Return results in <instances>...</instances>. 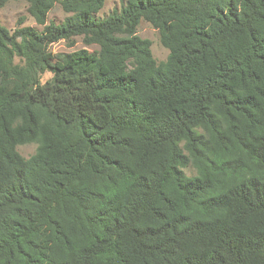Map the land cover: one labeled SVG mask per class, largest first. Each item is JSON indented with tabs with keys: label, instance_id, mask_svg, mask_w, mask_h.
<instances>
[{
	"label": "trees",
	"instance_id": "1",
	"mask_svg": "<svg viewBox=\"0 0 264 264\" xmlns=\"http://www.w3.org/2000/svg\"><path fill=\"white\" fill-rule=\"evenodd\" d=\"M24 1L44 29L0 21V264H264V0ZM76 38L98 49L51 52Z\"/></svg>",
	"mask_w": 264,
	"mask_h": 264
},
{
	"label": "rangeland",
	"instance_id": "2",
	"mask_svg": "<svg viewBox=\"0 0 264 264\" xmlns=\"http://www.w3.org/2000/svg\"><path fill=\"white\" fill-rule=\"evenodd\" d=\"M124 1L125 0H106L103 10L98 14L97 18H104L113 10L120 9ZM67 16L68 14H66L61 6L57 4L48 16L47 24L50 22L60 24ZM0 21L6 28L12 31L19 26L32 27L39 32L44 29L43 26L38 25L34 18L29 15L28 4L24 0L11 1L4 8H2L0 10ZM138 35L152 43V53L158 62L167 60L169 51L161 44L160 33L157 29L153 28L149 23L141 21L138 27ZM79 49L95 51L98 47L84 45L81 38H76V44L74 47H68L65 41L57 42L50 47L51 52L57 57V59H60L62 56ZM51 77V73H46L42 77V81L45 82ZM36 148L37 146L35 144H27L18 146L17 150L23 157L29 158L35 153ZM185 171L188 175L195 174V170L192 167H189Z\"/></svg>",
	"mask_w": 264,
	"mask_h": 264
}]
</instances>
